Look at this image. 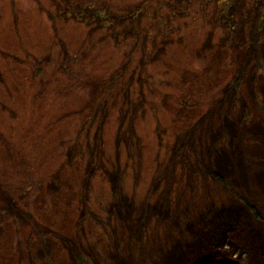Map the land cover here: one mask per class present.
<instances>
[{
    "label": "rangeland",
    "instance_id": "374dc122",
    "mask_svg": "<svg viewBox=\"0 0 264 264\" xmlns=\"http://www.w3.org/2000/svg\"><path fill=\"white\" fill-rule=\"evenodd\" d=\"M263 154L264 0H0V264H164Z\"/></svg>",
    "mask_w": 264,
    "mask_h": 264
},
{
    "label": "trees",
    "instance_id": "16d2710c",
    "mask_svg": "<svg viewBox=\"0 0 264 264\" xmlns=\"http://www.w3.org/2000/svg\"><path fill=\"white\" fill-rule=\"evenodd\" d=\"M233 89L234 88L229 87V92H231ZM227 98H229L228 95L225 97V100ZM225 100L223 98V102ZM209 156H211V151ZM212 159L213 158L211 157L210 164L212 163ZM260 159V163L264 167V154L260 156ZM208 175L217 182H226V179L223 177V175L213 168L209 170ZM244 200L248 206L245 217L243 220H241V222L237 223V226H235L234 230L231 232H235V241L237 242V246L242 247L241 252L249 254L248 260H250L251 263L255 262L256 264H264V205L259 207L254 202L259 199H246L245 195L240 198L229 200L225 205L222 204L221 206H214L210 208L205 214L201 215L203 220L198 224L195 235H197L198 232H202L204 235L201 236V241L196 240L197 245L194 246L195 249L191 251V247L193 246H191L190 243L185 242V247L180 249V252H175L170 255L168 261H166L164 264H202L204 261H208V263H215L217 261L229 259L233 253V250L230 248L223 249L222 247L218 246L215 239L211 238V236H214L213 234H216L218 230L219 232H222L221 229L225 228L224 226L230 223V220L223 222L225 217H236L235 213H233L230 208L227 209V207L233 205L237 208L239 207L238 201L239 203L244 204ZM236 211L238 210L236 209ZM209 233L210 235H205ZM70 247L73 248L74 244L72 243ZM71 256V264H86L88 260V258H86V256L83 254L78 255L77 259L72 252ZM119 264H123V262L120 261Z\"/></svg>",
    "mask_w": 264,
    "mask_h": 264
},
{
    "label": "bare ground",
    "instance_id": "6f19581e",
    "mask_svg": "<svg viewBox=\"0 0 264 264\" xmlns=\"http://www.w3.org/2000/svg\"><path fill=\"white\" fill-rule=\"evenodd\" d=\"M218 232V231H217ZM220 233V232H219Z\"/></svg>",
    "mask_w": 264,
    "mask_h": 264
}]
</instances>
